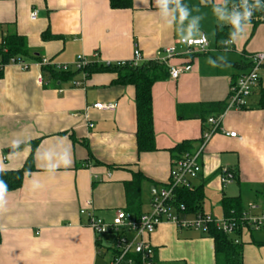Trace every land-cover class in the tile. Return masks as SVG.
<instances>
[{"label":"crops","instance_id":"1","mask_svg":"<svg viewBox=\"0 0 264 264\" xmlns=\"http://www.w3.org/2000/svg\"><path fill=\"white\" fill-rule=\"evenodd\" d=\"M163 1L133 0L131 8L115 9L110 0H0V46L8 36L23 37L29 55L20 57L29 62L47 56L73 65L82 55L115 64L132 60L136 49L151 61L181 37L205 33L210 39L209 53L189 61L192 71L154 82L153 152L138 150L136 87L115 83V72H96L88 79L82 72L55 82L42 69L41 84L38 66L2 69L0 171L19 170L29 158L34 169L25 172L18 189L0 193V264H104L102 246L81 208L90 201L98 216L111 221L127 206L125 183L142 173V211L150 210L155 192L169 182L177 158L173 149L191 141L196 150L212 128L209 118L218 116L201 105L227 101L231 85L249 70V56L264 51L263 0H250L258 6L254 18L241 23L229 49L217 37L218 26L232 23L226 0H189L179 10L164 7ZM34 9L38 15L32 19ZM187 61L175 57L171 63ZM262 77L246 106L228 109L221 119L222 129L240 138L219 130L201 154L202 170L193 185L203 188V212L210 202L224 217L222 200L230 196L244 194L245 204L262 201L255 193L242 194V186L253 192L264 187V71ZM77 80L82 85L75 87L72 81ZM97 102H113L116 109L99 110L92 106ZM223 168L230 171L226 185ZM233 181L237 187L229 189ZM255 233L240 235L244 264H264V239L255 240ZM150 241L155 264H216L208 234L164 222Z\"/></svg>","mask_w":264,"mask_h":264},{"label":"built area","instance_id":"2","mask_svg":"<svg viewBox=\"0 0 264 264\" xmlns=\"http://www.w3.org/2000/svg\"><path fill=\"white\" fill-rule=\"evenodd\" d=\"M257 5L250 0H243L239 6L232 10V21L245 22L254 18ZM31 18L35 19L38 15L37 10L31 11ZM233 39H226L221 47L229 49L232 47ZM210 39L205 33H200L195 37H181L178 45L168 46L159 50L154 60L164 64L169 68V75L172 79H178L184 73L192 71L191 59L196 55L209 53ZM6 51V48H4ZM134 58L129 62L136 65L147 61L141 51L136 49ZM175 57H183L187 62L172 64ZM251 68L241 74V76L230 87L229 98L227 100L228 109L241 110L247 104V99L262 81V71H264V51L255 52L249 56ZM95 61H90L85 56H79L75 64L55 63L49 57L39 60L27 61L25 58L16 56L5 62L0 54V71L9 65L19 66L23 70H29L32 66L44 69L46 66L52 67L57 71H70L73 68L82 70ZM128 61L121 60L116 65L126 64ZM112 64V63H107ZM73 67V68H72ZM85 77L87 74L83 72ZM44 71L39 75L40 83H44ZM72 85L81 86V81H72ZM94 108L103 111H114L116 104L113 102H97L92 105ZM89 128L93 127L87 113H83ZM224 114V113H223ZM222 115L212 116L208 123L211 129L205 131L201 144L192 152H184L179 158L173 161L170 169L168 184L161 190L156 191L151 200V208L148 211L135 215L124 209H118L111 221H108L96 214L94 205L89 201L87 206L81 208V214L86 215L89 227L96 235L99 244V253L106 257L104 264H155L156 248L150 241V237L156 228L164 223H174L179 229H192L204 234H209L211 227H215L228 235L234 236V242L240 243V235L246 231H264V198L260 202L250 201L245 204L243 216L240 219L233 217H216L212 214L200 211L191 215L186 210V206L175 203V191L178 188L187 187L193 189L194 181L199 177L202 170L201 154L209 143L213 134L221 130L225 136L239 137L235 131H225L221 126ZM240 138V137H239ZM221 182L226 185L231 181L230 171L223 168ZM240 233V234H239ZM105 236H112V240L105 242ZM106 246V247H105Z\"/></svg>","mask_w":264,"mask_h":264},{"label":"trees","instance_id":"3","mask_svg":"<svg viewBox=\"0 0 264 264\" xmlns=\"http://www.w3.org/2000/svg\"><path fill=\"white\" fill-rule=\"evenodd\" d=\"M111 6L115 9L131 8L133 0H110ZM189 0H164L163 6L166 8L179 10L188 6ZM243 0H226L227 4L234 7L239 6ZM264 1V0H263ZM243 22L232 21L230 26H218L217 37L222 43L227 38H231L236 32L240 30V25ZM225 35L227 38H225ZM6 48V51H4ZM0 54L5 62H8L12 57L28 56L29 50L25 39L19 35H11L5 38L0 46ZM38 59V57L33 56ZM249 69L251 64L248 65ZM48 72L53 81L58 82L62 80H73L77 73L85 72L86 79L90 78L93 73L101 71H112L117 74L115 83L118 84H132L136 87V110H137V135L136 142L138 150L143 152H153L156 150L155 143V129L153 128V113H152V87L154 82L164 80L169 75V68L157 60L145 61L140 64H132L129 61L123 65L116 64H99L96 62L86 66L83 71L76 69V71H57L52 67L46 66L43 69ZM2 73L0 71V77ZM205 112H216V115H222L227 107V101L205 103L201 105ZM194 143L191 141H184L173 149L174 156L179 158L184 152H192ZM34 169L31 158L27 164L19 170H3L0 171V193L8 190L18 189L23 183L24 174L27 171ZM233 178L236 173L232 172ZM145 176L142 173H134L132 180L125 183L126 189V204L124 210L135 215L142 213V188L141 184ZM250 187L242 186V194L245 192L248 195L252 193L257 197L264 198V187L255 190ZM175 203L177 206L181 204L186 206L189 213H199L202 211V200L204 198V191L202 187H195L189 189L187 187L178 188L176 191ZM244 195V194H243ZM243 195L223 198L222 207L224 216L240 219L243 216L245 209V200ZM209 236L213 238L215 246V261L216 264H244L243 260V245L234 242V236L228 235L223 231L211 227ZM240 234V233H239ZM2 237L0 236V243Z\"/></svg>","mask_w":264,"mask_h":264},{"label":"rangeland","instance_id":"4","mask_svg":"<svg viewBox=\"0 0 264 264\" xmlns=\"http://www.w3.org/2000/svg\"><path fill=\"white\" fill-rule=\"evenodd\" d=\"M230 187H229V189L230 188H235V187H237V184H236V181H233L232 182V184H230L229 185ZM205 197L207 198V197H209L208 195H205ZM204 210L206 211V213H209V214H211L210 212H213V214H214V216H216V217H219V218H222L223 216H221V214H220V207H218V206H215V208H213V209H211V206H210V202H207L206 204H205V206H204ZM212 214V215H213ZM255 236V240H261V239H264V233L263 232H256L255 234H254Z\"/></svg>","mask_w":264,"mask_h":264}]
</instances>
